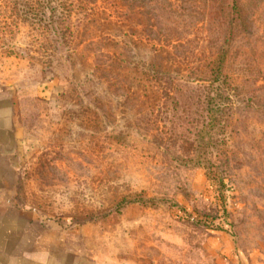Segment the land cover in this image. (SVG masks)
Returning <instances> with one entry per match:
<instances>
[{"label":"rangeland","instance_id":"obj_1","mask_svg":"<svg viewBox=\"0 0 264 264\" xmlns=\"http://www.w3.org/2000/svg\"><path fill=\"white\" fill-rule=\"evenodd\" d=\"M0 156L88 264H264V0H0Z\"/></svg>","mask_w":264,"mask_h":264},{"label":"crops","instance_id":"obj_2","mask_svg":"<svg viewBox=\"0 0 264 264\" xmlns=\"http://www.w3.org/2000/svg\"><path fill=\"white\" fill-rule=\"evenodd\" d=\"M10 170L9 161L0 156V264H88L56 229L35 228L30 213L9 200Z\"/></svg>","mask_w":264,"mask_h":264},{"label":"trees","instance_id":"obj_3","mask_svg":"<svg viewBox=\"0 0 264 264\" xmlns=\"http://www.w3.org/2000/svg\"><path fill=\"white\" fill-rule=\"evenodd\" d=\"M215 66V62H213V67ZM212 74L214 76L213 80H212V86L213 88H215V91H219L221 88V70L214 69L212 71ZM217 84L218 87H214ZM206 104H207V108H208V114H209V119H214L217 110L219 109V106L222 102L223 99V95L221 94V92H217L215 95H208L206 97Z\"/></svg>","mask_w":264,"mask_h":264}]
</instances>
